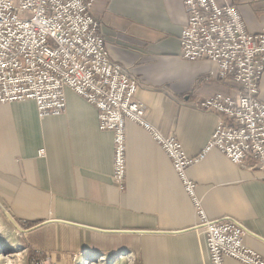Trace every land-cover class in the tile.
I'll return each mask as SVG.
<instances>
[{
  "label": "crops",
  "instance_id": "0c3cea01",
  "mask_svg": "<svg viewBox=\"0 0 264 264\" xmlns=\"http://www.w3.org/2000/svg\"><path fill=\"white\" fill-rule=\"evenodd\" d=\"M235 1L247 29L260 31L264 0ZM93 14L112 58L140 81L136 98L150 122L189 155L203 154L222 115L196 101L239 86L221 78L215 62L181 57L183 0H96ZM65 93L66 111L46 118L32 99L0 103V209L32 228L22 234L25 245L59 264L87 253L129 264H210L196 206L151 134L127 121L122 190L113 179L114 133L99 128L93 104ZM188 176L207 215L238 219L245 244L264 257V172L213 149Z\"/></svg>",
  "mask_w": 264,
  "mask_h": 264
},
{
  "label": "built area",
  "instance_id": "2783aa9c",
  "mask_svg": "<svg viewBox=\"0 0 264 264\" xmlns=\"http://www.w3.org/2000/svg\"><path fill=\"white\" fill-rule=\"evenodd\" d=\"M96 0H0V103L32 99L41 118L63 114L70 88L98 110L99 128L114 133L113 179L126 188V123L146 129L169 156L194 202L210 264L233 258L242 264H264V257L244 242L245 226L236 218H211L196 193L188 169L204 154L220 150L233 163L251 162L264 172V27L250 32L235 0H183L187 22L182 30L181 57L208 59L219 76L239 87L217 92L195 106L222 115L204 153L191 156L182 142L164 135L136 98L138 78L114 60L101 23L94 16ZM40 155L45 156L44 149Z\"/></svg>",
  "mask_w": 264,
  "mask_h": 264
},
{
  "label": "rangeland",
  "instance_id": "374dc122",
  "mask_svg": "<svg viewBox=\"0 0 264 264\" xmlns=\"http://www.w3.org/2000/svg\"><path fill=\"white\" fill-rule=\"evenodd\" d=\"M16 221L22 228L28 229L17 219ZM23 233L11 221L7 211L0 209V264H59L52 260L50 253L27 247L22 237ZM88 256L91 257L89 260ZM85 261L87 264H129L124 260L122 262L114 259L105 260L102 256H94L92 253L76 257L72 264H83Z\"/></svg>",
  "mask_w": 264,
  "mask_h": 264
},
{
  "label": "water",
  "instance_id": "95a60500",
  "mask_svg": "<svg viewBox=\"0 0 264 264\" xmlns=\"http://www.w3.org/2000/svg\"><path fill=\"white\" fill-rule=\"evenodd\" d=\"M7 215L9 216V218L11 219V221L16 225V227L21 231V232H24V233H28L32 230V228H28V229H24L22 228L18 222L16 221V219L11 215L10 212L7 211Z\"/></svg>",
  "mask_w": 264,
  "mask_h": 264
},
{
  "label": "bare ground",
  "instance_id": "6f19581e",
  "mask_svg": "<svg viewBox=\"0 0 264 264\" xmlns=\"http://www.w3.org/2000/svg\"><path fill=\"white\" fill-rule=\"evenodd\" d=\"M83 264H87V261H85Z\"/></svg>",
  "mask_w": 264,
  "mask_h": 264
}]
</instances>
